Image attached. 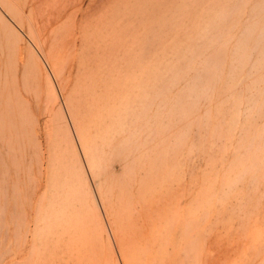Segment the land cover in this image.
<instances>
[{
  "label": "rangeland",
  "instance_id": "374dc122",
  "mask_svg": "<svg viewBox=\"0 0 264 264\" xmlns=\"http://www.w3.org/2000/svg\"><path fill=\"white\" fill-rule=\"evenodd\" d=\"M216 1L28 0L26 12L33 11L38 39L44 51L56 58L60 70L53 82L60 98L50 97L44 79L37 83V91L27 87L23 65L11 78L20 91L24 123L29 126L33 120L35 125L27 133L33 139L17 144L14 152L20 167L10 168V196L6 211L0 214V264H264V158L258 161V168L255 162L264 153V143L256 153V140L255 152L250 155L255 160L248 158L255 178L248 171L228 195L223 193L222 184L232 161L247 149L241 146L247 104H242L235 127L227 131L231 100L240 92L247 94L248 84L264 71L261 67L256 72L248 63L255 59L251 53L258 31L253 30L255 33L245 39L250 55L239 71L236 65L243 51L236 41L245 35L241 25L264 22V0H248L244 9L232 13L229 57L211 99L200 101L199 110L185 120L168 113L169 107L174 110L178 105L175 96L180 91L179 102L187 103L183 94L192 76L188 71L177 83H167L172 66L178 63V56L186 60L179 65L190 64L187 60L192 57V48L203 43L199 26L203 28L212 13L210 4L213 7ZM209 53L204 47L203 57ZM0 69L1 76L4 72ZM232 73V77L237 75L230 80ZM107 84L113 87L114 96L119 94L120 111L131 99L128 106L135 110V116L140 113L139 102L132 96L145 94L150 96L148 101L154 97L146 118L138 123L154 135L151 142L135 151L138 166L134 170L128 169L127 158L117 146L128 131L118 137L106 136L107 120L99 114L105 97L98 95ZM13 99L17 100L14 94ZM65 99L70 102L77 128L93 152L102 155L96 179L88 170L70 122L73 143L66 148L63 142L68 134L61 109ZM208 108L217 115L210 122L206 119ZM263 112L254 114L253 128L263 127ZM15 119L20 121L21 117L16 115ZM148 120L153 124L151 129ZM159 124L166 128H159ZM152 126L161 131H153L157 129ZM6 148L2 146L3 153ZM70 159L77 168L83 164L94 191L96 182L101 183L104 205L97 199L96 208L87 195L85 205L77 203L79 214L71 227L39 232L37 221L49 209L52 183L66 177ZM13 180L17 181L14 193Z\"/></svg>",
  "mask_w": 264,
  "mask_h": 264
},
{
  "label": "bare ground",
  "instance_id": "6f19581e",
  "mask_svg": "<svg viewBox=\"0 0 264 264\" xmlns=\"http://www.w3.org/2000/svg\"><path fill=\"white\" fill-rule=\"evenodd\" d=\"M247 1L248 0H217L215 2V5H213V7H212V3L210 4L211 6L209 9H211L210 11H212V13L208 14L207 18L205 19L206 22L203 28L202 27L200 28L199 26V34H200L201 39H203L202 45L200 44L197 47L192 48V51H191L192 57L189 60H187V62L190 63L187 67H183L178 64L179 62H181V60H183L182 57L178 56L177 57L179 58L178 63L172 66V68L174 69L173 70L174 76H173V73H172L173 71H172L171 75L167 78V81H168L167 83L171 82L175 84L177 83V81H180L181 79H183L184 76H186L185 74L188 73V71H192L191 82L189 85L185 86L186 94H183L187 103L182 102V101L179 102V99L182 96L181 91H180L178 95L175 96L177 97L176 103H178V105L176 107L174 106L175 107L174 110H172L173 107L171 108L169 107L170 108V109L168 108L169 114L171 112V114L177 116L179 119L185 120L187 117L192 115V113H194L196 109H198L197 106H198V103H200V101H202L203 99L207 100L208 98H210L211 94L216 90L217 83L221 80L220 75L222 71L224 70L225 65H227V59L229 57L231 41L233 38V35H232L233 31L231 32V30H233L234 27L232 28V25L234 24L229 25L230 17L232 13L235 12L236 10L244 9ZM260 2H262V0ZM27 4H28V0H0V65L1 64L3 65V66H0V68L2 67V71L4 72L3 75L1 73V76H0V214H3L4 211H6L5 209L7 206L8 197L10 196L9 195L10 168L12 165L15 168L20 167L19 159L16 157L14 153L15 150L17 149L16 145L24 144V142H26L27 139L32 138V137H27V133L29 134L34 129V125H35L33 120H29L28 122L29 126L27 125V122L24 123L25 116L21 110L22 106H21V101H20V91L17 90L16 85L12 83L11 78H14L16 76L18 68L21 65H23L24 66L23 75H24L25 84L27 87L34 88L37 91V88H38L37 83L40 82L42 79H44L48 86V92L50 93V97L54 100L60 98L59 93L56 90L55 85L53 84V82L60 76V70L57 66L56 58L54 59L52 55L44 51L42 42L39 41L38 39L39 35L37 31L36 22L34 20L33 11L29 13L26 12ZM241 26L242 27L244 26V31H245L244 34L246 36L244 35L243 37L241 35L242 38L240 37L238 38L240 40L237 39L236 41L238 42V45L236 46L238 48H241V50L243 51L242 52L243 55H241L240 53V55L243 57H241L239 61L237 59L238 64L236 66H238V71L239 69H242L245 67L248 61V56L250 55L248 53L249 50L247 51V49L249 48L248 46L250 45L249 43L247 44L248 48L245 46V44L247 43V42L245 43V39L248 38L249 34L253 30L256 29L258 33H255L256 30L254 31L255 35L257 34V36L254 35L255 36L254 39L256 38L255 39L256 42H255L254 49L251 53V55L255 54L254 56L255 59L248 63L249 64L251 63L252 70L254 68V70L258 72L257 69L264 67V22H262L261 24H257V22H255L254 24L249 23V24L241 25ZM254 33L252 32V34ZM25 36L28 38V43L26 41ZM252 38L253 37H251V39L249 40L250 42L251 40H253ZM206 46L207 48L210 49V53L206 57H203V48ZM231 53L232 52H230V54ZM183 61L186 62V60H183ZM234 68L237 70L236 67ZM151 70L154 71V69H151ZM226 70H225V73H226ZM263 72L264 71H262L261 73ZM233 73L230 74L231 77L228 76V78L230 77L229 78L230 80L231 78L234 79L235 75H237V74H234V77H232ZM247 73L250 76L249 71ZM250 73L252 74V71ZM261 73L259 74L258 77H254V80H252L251 78L253 82L250 85L248 84L249 87L247 88L248 89L247 94L240 92L241 94L238 93L231 100V105L229 108L230 113H229V123L227 125V131L235 127V124L237 123V119H239V116L242 112L241 106L244 102H246L244 103V104H247L246 114H245L246 121H244V124L242 123L243 124L242 125L243 135L241 136H243L242 137L243 139L241 142V146L246 147L247 148L246 150L250 151V153L246 152L245 150L244 155L238 154L240 158L242 156L243 158L239 159V156L237 155L238 156L237 161H235L236 159L233 160L232 161L233 164L231 163L229 169L227 168L228 169V172H226L227 175L225 174L226 177L224 180L222 178L223 193L224 194L227 193V195H228V192L230 193V190H233L232 188L234 187V184L238 183L237 181L243 178V176L249 171L250 165H251V163L248 162V160L250 159L249 156L253 155L255 150L257 151V149L258 150L262 149V145L260 146L259 144L264 143V125L263 127H260L257 129L255 127L254 128L252 127L254 126L252 122L254 120L253 119L254 114L258 116L264 111V75ZM246 87H247V84H246ZM12 93L16 96L17 102L14 101ZM114 94L115 93L113 92V87H110L109 84L103 87V91H101V93L98 95L101 97L104 95L105 97V99L102 102V105H100L101 112H99V114L103 119L107 120L106 122L107 128L105 130L106 136L110 135L112 137L114 136L118 137L119 133L123 131H128V134L124 136L123 138H121L120 142L119 141L117 142V146H119V148L123 151V153L125 154V157L127 158V164H129L128 169L134 170L136 166H138V160L136 157H134V153H136L140 149L139 148L140 146H145L147 143L151 142V139L153 138L152 135H154V134L150 135L151 131H149L151 129V125H153V124H150L151 122L149 123V120H151L149 119L150 117L148 118L149 119L148 124L150 126V129L148 130L149 132L143 131L144 130L143 123L138 125V123L140 122L139 120H143L144 118H146L147 116L146 111H148L150 103L154 101V97H151L150 100L148 101L147 99L150 96L147 98L145 94H141L139 96L137 94H134L135 96H132V98L138 100L139 102L138 107L140 110V113L137 116H135V110L128 106L131 99L126 100V104L123 105L122 110L120 111L119 110V94L117 96H114ZM234 94H235V91H234ZM165 100L166 99H163V101ZM60 103L63 104V102H60ZM61 109H62V112L64 111L63 116L66 119V124L68 126V130H67L68 134L64 135L63 142L65 143L66 148L70 145L69 144L70 141H72L73 143L74 136L72 137L71 132L69 131V122H70L71 126L72 125L75 126V130L78 135L77 137L80 141V144H81V147H82V150H83V153H84V156H85L88 168H89L88 170H90V172L92 173V176L94 177V179H96V176L101 166L102 155L101 153H97L96 150L95 152H93L94 151L93 148L88 144L87 140L85 139V137L83 136L79 128H77L78 124L76 125L75 123V118L73 115L74 113L72 111V108H71V105L68 99H65V106L62 105ZM254 112H257V113H254ZM16 115L21 117L20 121L15 119ZM263 115H264V112H263ZM215 116L217 115L216 114L214 115L211 109L208 108L207 114H206L207 121L214 120ZM153 117H154V114H153ZM218 127H219V124H218ZM153 128L157 129V127H153ZM159 128L164 129L166 128V126L160 125ZM251 128H253L254 130L256 129L254 134H252L253 132L251 133L252 131ZM66 129H65V132H66ZM153 131L156 132V131H159V129L153 130ZM159 132H157L158 135L160 134ZM158 135L155 134V136H158ZM141 139H143L142 142H141ZM139 141L140 143H138ZM255 142H257L259 147L258 148L255 147L254 148L255 150L252 151V148L255 146ZM132 144L135 146L132 147V151H128V150H131V147L129 148V146ZM3 145L7 147L5 153H3L2 151ZM133 148H134V151H133ZM256 153H258V151ZM263 154L258 158L257 161H255L257 163V168L259 166L258 161L260 160L263 161L262 160L264 158ZM250 157L251 159L253 158L255 160L254 157L252 156ZM70 160H69V166H68V173L66 177L63 180H60V181L55 180L52 183L53 197L51 199L49 209L45 211L42 210L43 212L41 211L42 213L39 216V221H37L40 224V227H38L39 232L53 230V228L55 227L57 228L59 226H65L67 228L71 227L72 224H74V221L77 220V217L79 214L77 213V210H76L77 203L80 201V203L85 205L86 200H87V195L92 198L96 208L98 207L97 199H99L101 203L103 201L105 202L104 200L105 198L103 197L104 193L102 192L101 183L96 182V188H95L96 191H94L92 189V185H90L91 183L89 182L90 180L87 178L86 170L83 167V164H81L80 162V165L77 168L74 162ZM255 162L253 161V163ZM252 171L254 173L255 169L252 168ZM250 172L251 171H249V174ZM262 172H264V170ZM88 177L90 176L88 175ZM16 187H17V181L16 182L14 181L13 193H14V190H16ZM97 196L99 198H97ZM1 227L2 226H0V228Z\"/></svg>",
  "mask_w": 264,
  "mask_h": 264
}]
</instances>
